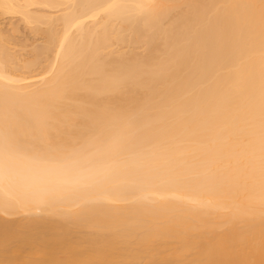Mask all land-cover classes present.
<instances>
[{
    "label": "bare ground",
    "instance_id": "1",
    "mask_svg": "<svg viewBox=\"0 0 264 264\" xmlns=\"http://www.w3.org/2000/svg\"><path fill=\"white\" fill-rule=\"evenodd\" d=\"M0 12V264H264V0Z\"/></svg>",
    "mask_w": 264,
    "mask_h": 264
},
{
    "label": "rangeland",
    "instance_id": "2",
    "mask_svg": "<svg viewBox=\"0 0 264 264\" xmlns=\"http://www.w3.org/2000/svg\"><path fill=\"white\" fill-rule=\"evenodd\" d=\"M59 13V12H58ZM22 20V17L20 18V15H3L1 12H0V24L1 25H3V26H0V27H4V28H9V29H11L13 32H17V31H20V29H21V31L18 33H12L9 29H7V30H9L8 32L10 33H12L11 35H14L15 37H13V39L14 38H19V40H22L23 38H24V41H25V39H27V41H30V42H28V43H32L31 44V46L33 45V44H36L37 42V44H39L40 42H42L41 40H43V38H42V36H40L39 35V37H37V35H35V33L32 31H30V26H27V25H24L25 23H22L23 22V20ZM3 23V24H2ZM20 24V25H19ZM6 27H5V26ZM19 25V26H18ZM13 26H14V28H13ZM16 26V27H15ZM26 26H27V28H26ZM11 27V28H10ZM20 28V29H19ZM15 29V30H14ZM5 30V29H4ZM32 33V34H31ZM25 37H27V38H25ZM20 38H22V39H20ZM19 40H17V42L16 43H18L19 42ZM16 41V40H15ZM15 41H14V43H15ZM24 41H22V42H20V43H24ZM27 41H25V42H27ZM20 43H18V48H19V44ZM29 44V45H30ZM13 45H15V44H12L11 46H13ZM17 46V45H16ZM15 46V47H16ZM15 47L13 46V48L15 49ZM30 47V46H29ZM17 47H16V49L17 50H19ZM15 49V51H17ZM38 70H40V68L38 69ZM3 216V215H2ZM6 216V215H5ZM3 216L4 218H8L9 216ZM13 218H16V219H18V217H13ZM13 218H9V219H13ZM19 218H21V216H19Z\"/></svg>",
    "mask_w": 264,
    "mask_h": 264
}]
</instances>
